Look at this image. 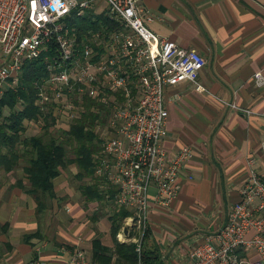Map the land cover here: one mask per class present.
<instances>
[{
    "label": "built area",
    "instance_id": "2783aa9c",
    "mask_svg": "<svg viewBox=\"0 0 264 264\" xmlns=\"http://www.w3.org/2000/svg\"><path fill=\"white\" fill-rule=\"evenodd\" d=\"M144 14L139 0H0V93L18 84L26 62L43 56L45 75L34 83V105L42 115L31 123L40 127L47 116L54 128H67L87 108L105 120L96 128L101 145L94 176L116 189L114 208L132 212L124 222L128 236L121 230L118 238L136 243L138 252L149 226L151 188L154 203L169 207L191 155L189 148L170 154L161 145L169 113L166 88L188 81L203 90L198 77L206 64L195 48L149 29ZM74 17L100 26L77 24ZM254 80L263 85L264 73L255 72ZM241 246L258 259L240 256ZM188 257V264H264V179L255 170L225 225ZM34 264L48 262L38 258ZM67 264L101 263L77 248Z\"/></svg>",
    "mask_w": 264,
    "mask_h": 264
},
{
    "label": "crops",
    "instance_id": "0c3cea01",
    "mask_svg": "<svg viewBox=\"0 0 264 264\" xmlns=\"http://www.w3.org/2000/svg\"><path fill=\"white\" fill-rule=\"evenodd\" d=\"M139 2L149 29L195 48L206 59L198 77L203 90L188 81L166 88L169 113L161 145L170 154L183 148L191 152L178 177V195L169 207L160 208L151 188L149 243L160 264H188L189 251L227 222L250 169L264 179V84L254 80L255 72L264 73V0ZM28 185L23 164L0 170V264H34L38 258L67 264L77 248L93 258L97 236L82 220V193L78 199L69 192L62 172L48 199L54 207L38 212L24 190ZM253 234L249 231L246 238ZM101 239L113 245L110 224ZM238 254L258 259L251 248L241 246Z\"/></svg>",
    "mask_w": 264,
    "mask_h": 264
},
{
    "label": "trees",
    "instance_id": "16d2710c",
    "mask_svg": "<svg viewBox=\"0 0 264 264\" xmlns=\"http://www.w3.org/2000/svg\"><path fill=\"white\" fill-rule=\"evenodd\" d=\"M73 21L93 28L100 26L99 22L86 18L78 20L74 17ZM45 67L43 56L26 62L20 72L19 83L0 93V170L9 172L23 164L29 182L24 190L36 201L37 211L42 212L47 207V200L55 195L54 179L73 164L77 168V179L82 181L79 188L86 202L96 201L101 206L107 202L114 207L116 189L104 186L101 179L94 176L93 160L101 145L96 128L105 123L99 114L87 108L82 117L70 122L67 128L52 129L55 120L45 116L44 124L36 127L38 131L28 133L27 123L42 115L34 105V83L45 75ZM131 214L124 207L113 209L108 216L113 245L108 246L101 237H95L94 260L101 264H137L139 260L141 264H160L157 249L149 243V226L139 252L136 251V243L118 240L125 219Z\"/></svg>",
    "mask_w": 264,
    "mask_h": 264
},
{
    "label": "rangeland",
    "instance_id": "374dc122",
    "mask_svg": "<svg viewBox=\"0 0 264 264\" xmlns=\"http://www.w3.org/2000/svg\"><path fill=\"white\" fill-rule=\"evenodd\" d=\"M18 83H19V80H18ZM52 128L53 126H51V129ZM32 129L36 130V126H34L30 121L28 122L27 130L29 131ZM69 152L72 155L71 150H69ZM76 172H77V168L70 165L68 169L63 171V178L65 180V183L69 187V190H70L69 192H72L74 196L76 195V197L78 196L80 198L81 192H79L80 191L79 185L81 184L82 181H79L77 179L75 175ZM85 181L87 182L88 179H85ZM82 197L83 196H81V198ZM46 203L48 206L51 207V209L54 207V201L51 200L50 203H48V200H47ZM82 205L85 210L84 216L82 217L83 222L89 223V225L92 226V229L94 230V233L96 234L97 237L107 236V229H109L108 216L112 214L113 209H114L112 204H108L107 202H104L102 203V206H101V204L99 205L98 202L93 201V202H88V203L86 202L85 206L84 204ZM64 221L68 223L66 219Z\"/></svg>",
    "mask_w": 264,
    "mask_h": 264
},
{
    "label": "water",
    "instance_id": "95a60500",
    "mask_svg": "<svg viewBox=\"0 0 264 264\" xmlns=\"http://www.w3.org/2000/svg\"><path fill=\"white\" fill-rule=\"evenodd\" d=\"M130 226L128 224L124 225L123 227V233L125 234V236H128V231H129Z\"/></svg>",
    "mask_w": 264,
    "mask_h": 264
}]
</instances>
